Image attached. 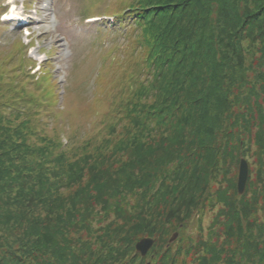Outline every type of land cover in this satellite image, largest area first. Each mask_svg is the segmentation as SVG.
<instances>
[{"label": "trees", "instance_id": "16d2710c", "mask_svg": "<svg viewBox=\"0 0 264 264\" xmlns=\"http://www.w3.org/2000/svg\"><path fill=\"white\" fill-rule=\"evenodd\" d=\"M121 8L111 25L140 29L144 54L94 138L64 141L22 73L0 71V264H146L143 236L151 264H264V0ZM207 210L206 231H181Z\"/></svg>", "mask_w": 264, "mask_h": 264}, {"label": "rangeland", "instance_id": "374dc122", "mask_svg": "<svg viewBox=\"0 0 264 264\" xmlns=\"http://www.w3.org/2000/svg\"><path fill=\"white\" fill-rule=\"evenodd\" d=\"M124 3L0 0V15L11 5L21 13L23 4L24 13L29 14L22 19L27 20L24 25L18 23L23 21L0 18V71L18 69L26 79L28 92L42 96L40 103L47 101L43 106L47 114L42 112V117L48 127L52 128L57 119L56 130L62 131L64 141H72L75 146L94 138L102 125V115L110 110V98H119L124 69L134 70L144 54L137 47L140 29L121 23L111 25L124 11ZM242 157L248 161L250 172L253 163L249 156L241 154L238 168ZM210 212L205 211L201 223L191 218L181 231L194 235L200 226L206 231L213 216ZM152 257L153 249L145 263H153Z\"/></svg>", "mask_w": 264, "mask_h": 264}, {"label": "water", "instance_id": "95a60500", "mask_svg": "<svg viewBox=\"0 0 264 264\" xmlns=\"http://www.w3.org/2000/svg\"><path fill=\"white\" fill-rule=\"evenodd\" d=\"M249 177V163L246 158L242 157L239 164V173H238V192L243 194L245 191L247 181ZM178 237V233H174L170 238V242H173ZM154 239L150 237H144L136 243V250L141 253L142 256H145L149 249L153 246Z\"/></svg>", "mask_w": 264, "mask_h": 264}, {"label": "bare ground", "instance_id": "6f19581e", "mask_svg": "<svg viewBox=\"0 0 264 264\" xmlns=\"http://www.w3.org/2000/svg\"><path fill=\"white\" fill-rule=\"evenodd\" d=\"M17 15H19L18 12H12V13H11V16H12V17L17 16Z\"/></svg>", "mask_w": 264, "mask_h": 264}]
</instances>
